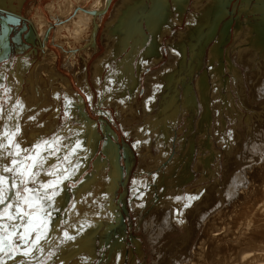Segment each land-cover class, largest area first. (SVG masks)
<instances>
[{"label": "bare ground", "instance_id": "6f19581e", "mask_svg": "<svg viewBox=\"0 0 264 264\" xmlns=\"http://www.w3.org/2000/svg\"><path fill=\"white\" fill-rule=\"evenodd\" d=\"M83 1L84 0H75L76 5L74 6V4L71 3V0H63V3L59 9L61 11L60 13H62L64 7L70 13L75 12L74 22H71L70 24L76 25L74 35L77 34L79 35L77 39L82 38L80 32L83 30L79 28L80 25L83 24L85 21H88V23L90 24H96V23L99 24L98 20H96L97 19L96 17L95 20L93 19L95 14L98 13L100 14L102 12L100 15L103 16V13L106 11L108 5L112 2L111 1L110 3H108V0L107 2L106 0H100L98 1L99 4L97 5V7L93 8L92 6H90V8L92 7V9L95 10L92 11L90 8L84 9L80 6ZM160 1L163 5L166 6L167 3L166 0H160ZM219 1L220 0H218V2ZM249 1L250 0H248V3ZM255 1L256 2L253 5V7L256 10V12L258 11L260 14L258 21H256L254 25L257 27L256 29H254L253 26L250 28L249 32L245 33V36L248 38L249 41L252 39L251 38L252 34H254L253 42L250 41V45L247 48H243L240 51L238 49L239 53L237 58H239L238 60L242 65H245L248 68L252 67L254 68L253 70H255V66H256L254 62L259 63V64L257 63L259 67L258 72L254 71L258 74L259 78L255 82V87H253L252 90H254L253 91L254 93L258 91L256 94H258V96L261 98L262 92H264V36H262L263 35L262 20L264 18V9L260 8L259 6L262 5L260 4L261 0H255ZM125 2H126L125 6L128 8H130V6L133 4V1L131 0H121L120 3L117 4V6H120V8L122 9ZM187 2L188 0H172V7L174 8V10L177 11L178 14L177 21L176 19L172 20L173 25L179 23V20L182 17ZM199 2L200 0H197L195 4H199ZM135 5L137 6V4ZM103 6L105 7L104 11H103L104 8ZM114 7H116V5H114ZM246 7L248 8L247 5ZM169 8H171L170 5H168V10ZM162 9H165V7H162ZM169 11L167 12L165 11L166 12L165 14L158 15V18L160 19L162 18L163 21L162 23H160L162 24V28H158V27L154 28L156 30L158 29L159 31L162 30L156 36L158 37L159 40H161V37L171 33V27L169 25L171 21H169V23H165L167 19L169 20L171 16ZM145 13L147 14V12ZM51 14L54 18L59 19L57 22H55L57 24L56 26L57 30L55 29L56 35H54V38L56 41H58L59 45L62 47V45H64L67 41L66 38L63 37L65 35L63 36L61 35V29L66 27V25H64L63 20L60 19V17L63 18V14L60 17L57 16V13L56 14L51 13ZM64 15H67L66 21H68V14H64ZM100 15L98 18L99 21L101 20ZM130 15L127 14L126 16L129 17V19L127 18L128 20L132 21L133 15L131 17ZM142 16L144 15L142 14ZM222 16H223L222 13H220L217 20H219L220 17ZM193 17L197 19L195 16ZM111 18H113V16H111ZM135 18H137V15ZM158 18L154 19V16L151 15L150 20L148 18V23H147L148 27L153 29L155 24L152 26L151 23L158 22ZM37 19L38 20H34L30 25L31 29L29 32L28 39L41 50L42 54L44 55L43 59L40 58L42 60L41 61L39 60L33 66V68H32V64L35 61L29 62L28 60H21L20 62L18 61L17 68L13 69V71H9V73H8L10 67L9 64H4L3 67L0 69V86L5 85L6 78L4 77V75L5 73H7V75H5L7 76L8 79L7 89L9 92H11V95H13L12 97L9 98L10 103L12 104L14 102L13 99L16 98L18 94L21 95L19 99L20 101L18 103L19 114L15 116L14 115L15 113H12L9 107L3 108L1 111L3 119L0 122V174L6 177L8 180V184L4 186V190H5L4 192L6 197H8V199L5 200V203L3 205H0V212L2 211V209H4L7 206V204L10 203L13 205V207L9 210V212L10 214H14V215L16 214V206L19 205V207L22 208L23 201L21 200V198L20 199L18 198L16 193V188H12L11 184L13 181H15L16 183L18 181L20 182L23 179L21 175V173L23 172L21 171L17 176V179H15L16 176L15 178H10L9 172H3V169L5 167L12 168L13 160L18 161L21 159V157L26 156L25 155L27 154L25 153L27 150L26 141L30 142L31 144L30 148H32V150H29L28 154H29V158L31 157L35 159V165L33 167L34 169L37 168L40 169L43 167L45 168L52 163L54 159L50 156L51 154L48 149L52 146L53 147L55 146L54 145L55 140H49V141L47 140L46 141L47 143L42 145L41 139L44 136H46L51 129L57 127L60 122L59 120L62 111L61 107L63 105L62 101L60 100L61 94L65 95L66 98L64 103L65 106L63 105V108H65L64 111L68 116L67 121H69V123L65 125V128L61 130V134L64 135L71 134V135L69 136L68 139L61 141L60 145L56 143L57 146H59L58 147L60 150L59 152L63 155V159H62L63 164L62 165L60 164L57 167V171L56 173H54L53 175L54 179L52 181L56 185V189L62 190L63 192L55 200L52 201L50 200L49 202L47 201L48 202L47 204L49 206L54 207L55 210L57 209L61 210L62 208L68 205L69 184L72 182L75 183L76 181H79V179L82 178V176L86 173V171L90 169L91 161L95 157L96 152L99 150L100 142H101V138L100 135L98 134L97 131L98 129L96 124L92 121L89 122V120L87 122L85 118L87 114L83 110L84 104L82 102V99H80L81 97L78 96V94L75 92L70 81L66 77L63 78L62 75L60 76V74L55 69L54 55L51 52L48 53L47 50L48 47L46 48L47 41L49 39L48 36L49 34L51 35L50 30L49 28L43 29L44 25H41L42 18L38 14H37ZM189 21L186 26V29L190 27L191 30L202 29L203 26L201 25L205 22L204 19L199 24L195 20L191 22ZM43 23L45 24V22ZM38 24H40L42 27H40L41 34L39 40L36 42L35 36L37 33V29L39 28ZM107 27H109V24ZM132 28L130 30H132L133 32ZM72 29L74 28L72 27ZM121 29H119L120 32ZM127 29L128 28L126 27L125 30ZM127 32H129V30ZM127 32L125 31L123 35L127 36L128 35V34L126 35ZM122 33L123 32H121L120 34L122 35ZM107 34L106 36H104L103 39L101 38L102 39L101 42L103 46L106 48V53L105 56L102 57V60L98 59L92 65L91 74H90L92 77L91 82L92 85L98 91V97H99L97 103L98 106H103V107L113 106V108H115V111L118 113V115L120 114L122 115L120 120L122 119L126 120L125 119L126 117L128 118L129 121L141 120L143 122L141 126H138L139 129H141V131L137 130L140 132L136 131L137 134L132 136L133 138H135V142L137 143L136 145L137 146L138 144L140 145V150L138 149V153H140L139 155L141 156L142 160H145L146 158L151 159L150 160L151 166H149L150 169H145L146 166H144L142 167V170L145 172H150V170L152 171L155 170L156 172V174H154V176L156 177L154 179V182H156L155 183L156 188H154L152 192H150V196L147 199V201L150 204H148L147 207L148 208L147 216H146L147 219L144 225L146 232L145 234L148 240L147 243H149L151 247L150 251L153 257L152 264H264V108L262 107L255 108L256 117L259 118L257 119L255 117V119L256 121L258 122L260 121L259 123H261V126L258 127V129L261 128L259 129V135L261 136L260 140L257 143H254L255 145L251 144L250 146L248 144V145H244L243 148L241 147L240 149H236V148L228 149L230 153L232 152L231 154H235V157L232 158L231 156H227V158L224 161V165H225L224 175L225 177L226 176L232 177L231 179L229 178V180L225 178L226 180L224 181L223 184L225 186V187L223 186L224 187L223 194L225 196L226 203L225 204L222 203L223 204L222 205L221 203L216 202L217 200H213V199H212L213 201L209 203L211 201L210 197L212 198L214 195V193H212L211 191L216 192V190L218 189L214 190L213 189L214 187L211 190L207 189L208 192L205 193L206 194L205 198L206 197L208 198L207 199L209 201L208 202L202 196L204 195V192H202L201 190L203 189L200 188H201V183L204 182V180H206L207 178L210 179L212 177H215L217 175V172L219 173V170L218 171L216 170L218 167L214 165L215 163L212 162L213 157L214 156L216 157V152L213 151V149L211 148L212 146L211 142L208 139L207 141V140H203L202 138L199 141H194L193 137L188 136L189 138L187 139L186 135H184V137L176 141L179 144L176 155L172 157V160L169 161L168 164H166V162L169 160V157L171 155V149L174 142L173 139L174 135L169 137L166 136V132H168V125H166L168 123L166 121L167 117L165 119L162 117V120L160 118V120L158 119V121H154V120L150 121V119L145 120L146 117L142 118L143 115L142 116L139 115V112L142 110H137L136 107V100L139 94L136 80H135L136 85H132L133 89L131 90L130 93L131 97L129 98L126 95L127 93L125 94L124 92L125 90H127L128 87H130L128 85L129 79L130 80L133 79L132 73L134 67L132 64L131 66L129 65V62H132L134 60V57L132 56L133 54L130 53V56L126 58V61L124 62L122 68H121V64L118 63V66H120L119 69L118 68H116L117 70H113L114 68L111 69L108 75L105 77V79L103 81L100 80L102 75L101 72L102 67L106 65L105 63L107 62V60H110L112 58L115 59L118 53L125 48V47L122 48V46H125V44L123 43L124 45H122L121 48L119 47L120 50L119 51L116 50L115 46L117 45V42L111 39L108 40ZM68 35L70 37L69 33ZM102 35H104V33ZM185 36L183 35L184 38H186ZM17 37L18 36H15V38ZM93 38L94 37H91L92 40L91 46L88 44L83 45L84 47L86 46L85 49H87V51L89 52L88 54L87 51H85L82 47L79 48V52H81L80 53L81 57L82 55L86 54L87 58H89L92 55L91 53H93V51L96 50V44H95L96 41L94 40L93 43ZM63 39H65L64 42H62ZM77 42H81V41H77ZM169 42H170L169 43L170 44L169 49H170L171 46L172 47L174 46V44H172V41ZM15 43L17 44L21 43L19 37L18 39H16ZM136 45L137 43H134L130 46L133 47V50H136ZM241 47L243 46H240V48ZM137 48L139 47L137 46ZM24 49L25 46H20V48H18V50H24ZM217 49H214L213 53L216 54ZM74 52L75 49H70L69 52L66 53L67 56H65V58L67 57V59H72L74 56ZM213 53L210 54L212 61L217 59L214 58L215 56H213ZM173 55L169 56L171 59H173L172 60L173 62L171 63L170 60L169 63L171 64L166 63L169 66L172 65L173 67L172 70H170L168 66H166L167 68L164 67L165 66L164 65L162 66V68L164 67L163 69L158 70V73L156 72L157 73L156 76L150 78L148 77L147 79H145L146 81L144 82L147 90V95H149L150 97L156 95V91L158 90L159 87H161L162 85L161 75L169 71L175 72L174 69L179 64L178 62L179 55L178 57ZM159 59L160 58H158L157 56H155L154 58H147V59L141 58L137 67L138 74L140 75V73L145 67L148 66L151 67L158 64ZM259 59L261 60L259 61ZM84 64H85V60L83 61L81 68L76 69L74 67L75 65L73 66V64H70L66 61V67L72 72V76H74L77 85L81 88L83 93L87 94V99L88 96L89 99H92V95H91L92 91L90 92L89 90V84H88L87 76L85 74ZM111 64L112 62L109 65ZM125 67L128 68L126 73L123 71ZM214 72H216V74H214L216 75V77L217 76L220 77L218 69L214 68ZM234 74H236V71ZM45 79L47 83H45ZM200 80L197 81L196 87L197 90L199 91L200 98H202L201 101L203 102L205 112H207L206 115H208L210 110H209V105H207V100L205 99L207 87L206 85L204 87L201 83L202 80L201 82ZM213 81L216 84L218 90V87L221 84L219 82V78H213ZM124 83L126 85H124L123 87L122 84ZM259 97H256V99ZM191 98H192V102L185 105L184 110H182L183 112L186 111L185 109L186 106L190 107V109L187 108V111H192L195 109L196 104L194 105V99L193 97ZM262 99H263L262 103H264L263 96ZM143 104L146 105L145 101ZM247 104L250 105L248 102ZM139 105L138 108L140 107ZM253 107L254 106H252V108ZM49 112H50L49 116L45 119L44 116ZM215 113H219V112L215 111ZM106 115L112 119L110 113ZM218 118H220V116ZM74 120L75 121L79 120L81 126L73 127L71 125V121ZM206 127L208 128V126ZM170 129L172 128L170 127ZM102 130L105 136L110 135L109 134L110 130L107 126H102ZM201 130L202 127L199 131L200 134L202 135L203 131ZM29 131H30L29 137L26 138V134ZM107 139L108 140L104 142L103 152L107 157V164L109 168L108 174H106L107 172L106 164L100 159L97 160L94 163L95 172L90 177L88 176L85 177L78 184L76 188L72 189L74 204L65 213L62 222H61V218L60 219L55 218L53 221H51L48 227L45 228L43 231H41L44 234V236L41 239L39 246L33 245L34 248L32 251L30 250L23 251L21 247L20 248L21 253L26 255V259L23 258V260L21 261L19 260L14 264H41L42 261L43 264L44 263L47 264L46 261H48V264H90L91 261L94 259L96 253L95 252L96 246H98V248L100 249L104 247V244L110 243L109 238H107L108 235L105 231L100 232L99 234L94 233L95 228L100 224L106 223L105 224L106 226L109 222H111V224L109 225V227H111L114 224L113 221H116L115 206L114 203L113 204L111 203V199L105 205L101 204L102 202L107 201L106 199L110 198L113 194L116 193L117 188L119 187V183H121V175H122L121 171H119L121 169L119 166L118 149L116 145L112 142V140H110L109 138ZM219 140L221 139L219 138ZM221 143H223V140ZM225 143L226 141L224 142V144ZM17 145L19 147H17ZM154 145L155 148L158 149L160 153V155L157 158H152L150 155V152ZM16 153H19V155H16ZM124 153H125L124 154L125 159L131 156V152L129 149H127ZM31 161L32 164H34V160L32 159ZM126 164H127L126 170L128 169L129 171L132 165H130L128 162H126ZM212 165H214L213 168L211 167ZM25 173L27 172L25 171ZM196 174H200L201 179L199 178L197 179V181L192 182V179L196 177ZM45 176L46 174H43V178ZM189 182L192 183L186 187L187 183ZM237 182L242 183L241 185L243 188L240 189L235 188L234 184ZM210 186L212 187L213 184ZM44 191L49 193L48 188H45ZM200 192L202 193V195ZM184 196H186L189 200H191L190 202L193 203V205L190 204L191 206L185 207V205H189L186 201L178 203L179 200L182 199ZM204 203L205 205H208L207 206L208 209H206V206H204L205 208L202 207V204ZM216 208L218 211L216 210L217 212L213 213L215 211L214 209ZM209 209L211 210L209 211ZM212 210L214 211L211 213ZM44 216H45L44 214L38 215L37 217L31 219L32 223L30 227L36 229V231L38 232V229L42 226L41 224L43 222L42 220ZM1 220L2 219H0V222ZM117 222L120 223L119 225L117 224L115 228L118 229V232H121L123 230L122 222L121 220L119 221V219L117 220ZM14 224L16 225L15 222ZM9 229L11 232H16L18 230L17 228H13L11 225L9 226ZM180 229H183L185 231V238L182 239L180 238L179 241H175L169 238L171 234L177 232ZM45 233H49L48 236H46ZM65 233H67L68 236L72 237V239H66ZM33 235L35 236V234L32 232V235L30 237H32ZM98 235H99V239L97 238ZM111 235L112 234H110V238ZM1 238L2 239H0V256H5L7 259H9L10 257V244L8 241L9 238L5 235H3ZM60 242L61 244H59ZM59 245L61 246L58 247ZM136 246H138L139 249L137 250L138 255L142 257V251L141 248H139L140 247L139 244ZM123 248H124L123 238L122 236H120V238H118L109 246L108 248L109 250L108 253L105 255V259H102L101 263L98 264H123V261H125V257H126V253L124 252L125 250ZM48 255L50 256L46 260ZM135 260H136L135 258L130 257L129 258L130 264H135ZM7 264L9 263L7 262Z\"/></svg>", "mask_w": 264, "mask_h": 264}, {"label": "rangeland", "instance_id": "374dc122", "mask_svg": "<svg viewBox=\"0 0 264 264\" xmlns=\"http://www.w3.org/2000/svg\"><path fill=\"white\" fill-rule=\"evenodd\" d=\"M98 1H100V0H84L80 6L84 9L85 8L88 9V8H90V6L95 8L99 4ZM120 1L121 0H114V1L108 0V3H110V2L111 3L108 5L106 11L103 13V16L100 15L102 12L100 14L99 13L95 14L93 19L95 20L97 18L96 20H98L99 24H97V23L96 24H90V23H88V21H85L83 23V24L86 23L85 25L81 24L79 27V28H81V30H83L80 32V35H82L81 39H77L79 36L78 34L74 35L76 25L70 24L71 22H74L75 12L70 13L64 7L65 10L63 9L62 13H60L61 11L59 9L63 3V0H22L20 6H18L17 3L13 2V5L17 7V9L15 11L16 12L18 11V15L19 16L21 15V17L24 19L25 26H27L26 29H28V28L31 29L30 25L32 24V22L34 20H38L37 14L40 15V17L42 18L41 19V25H44L43 29L49 28L51 35L49 34V36H48L49 39L47 41L46 48L48 47L47 48L48 53L51 52L54 55L55 69L60 74V76L62 75L63 78L66 77L70 81L75 92L78 94V96L81 97L80 99H82V102L84 104L83 110L88 116V117L86 116L85 118H86L87 122L89 120V122L92 121L96 124L97 129H98L97 130L98 134L100 135V138H101V142H100L99 150L96 152L95 157L91 161L90 169L86 171V173L82 176V178L79 179V181H76L75 183L72 182L69 184V186H68V195H69L68 201H69V203L66 207L62 208L61 210H59V209L55 210L54 207H51L47 204L50 200L39 199L40 197H45L47 195H51L52 192H56L57 195H55L52 198V200H55L63 192L62 190H58L55 187V188H48L49 193H47L44 191L45 188L43 187L45 184H48L50 182L53 183V181H52L54 179L53 175H54V173H56L57 167L60 164L61 165L63 164V162H62L63 161L62 160L63 155L59 152L60 151L58 148L59 146H57L56 143H58V145H60L61 141L68 139L69 136L71 135V134L70 135L61 134V130L64 129L65 125L69 123V121H67L68 116H67L66 112L64 111L65 108H63V105L65 103L66 98H65V95L61 94L60 100L62 101L63 105L61 107L62 111H61V116H60V120H59L60 122H59L57 127H54L53 129H51L49 131V133L42 138L43 140L41 139L42 145H44L47 140L48 141L49 140H55V142H54L55 146L54 147L52 146L48 149L50 154H51L50 156L54 160L52 161V163L48 167H45V168L43 167L40 169L37 168L38 169L37 170V169H34L33 168L34 166H33L29 169L28 166L33 165V164L31 161L32 159L29 158L28 151L32 150V148H30V146H31L30 142L26 141L27 150L25 153H27V154H25L26 156L21 157V159L17 161V164L15 166L12 165L13 171L9 172V177L15 178V176H16L15 179H17V176L19 175V173L21 171L23 173H25V171L26 172L30 171L32 174L31 176H28V175H26L27 173H25V175L22 176V178L24 180L27 179V182H29V183L21 184L19 181L16 183L17 184L16 193L19 194L18 198L19 199L21 198V200L23 201L22 202V208H21L22 211L29 212V213L33 214L30 217V219H33L34 217H37L38 215H43V214L45 215L43 217V220H42L43 221L41 224L42 226L38 229V232L33 231V233L36 236L38 233H42L41 231H43L45 228H47L48 225L51 223V221H53L55 218H58V219L61 218V222H62V219H63L65 213L74 204V200H73L74 197L72 195V189L76 188L78 186V184L85 177H87V176L90 177L95 172L94 171V163L97 160L100 159L101 161H103L106 164V170H107L106 174H108L109 168H108V164H107V157L105 156V154L103 152V146H104V142H106L108 140L107 138H109L110 140H112V142L116 145V147L118 149L119 166L121 169L119 171H121L122 175H121V183H119V187L117 188L116 193L113 194L110 198L106 199L107 201L102 202L101 204L105 205L111 199V203L112 204L114 203V206H115L116 221H113L114 224H113V226H111L112 228L109 227L111 222H109L106 226H105L106 223L100 224L99 226H100L101 230L99 229V226H97L95 228L94 233H97V234L105 231L108 235L107 238H109L110 243L108 242L109 244H107V243L104 244V247L100 248V249L98 248V246H96V250H95L96 253H95L94 259L91 261L90 264L101 263L102 259H105V255L108 253L109 246L114 241H116L118 238H120V236H122V238H123V247H124L123 249L125 250L124 252L126 253L125 261H123V264H130V262H129L130 257H133L136 259L135 264H152L153 263V257H152V253L150 251L151 247H150L149 243H147L148 240H147V236L145 234L146 232H145L144 225H145L146 219H147V217H146L147 216V209H148L147 207H148V204H150L147 201V199L150 196V192H152V190L154 188H156V184H155L156 182H154V179L156 178L154 176V174H156V172H155V170H153V171L150 170V172H145L142 170V167H144V166H146L145 169H150L149 166H151L150 165L151 159L146 158L145 160H142L141 156L139 155L140 153H138V149L140 150V145L138 144V146H137L136 145L137 143L135 142V138H133V136L135 134H137V132L141 131V129H139L138 126H141L143 124V122L141 120H134V121L130 120L129 121L128 118H126L125 116L124 117L126 120L122 119L123 120L122 121V120H120L122 115L121 114L118 115V113L115 111V108H113V106L112 107L111 106L103 107V106H98V104H97L98 100H99L98 91L92 85V82H91L92 77L90 74H91L92 65L98 59L102 60V57L105 56L106 48L103 46L101 41L104 38V36H106V34L109 32L107 34V39L108 40L111 39V40L117 42L115 49L119 51L120 50L119 47L121 48V46L124 44H125V46H122V48H124V47L125 48L122 49L118 53V55L115 57V59L112 58L110 60H107V62L105 63L106 65L102 67V70H101L102 75H101L100 80L103 81L111 69H113V68H114L113 70H117L116 68L119 69L120 66H118V63L121 64V68H122V66L124 65V62L126 61V58L128 56H130V53H132L134 60L132 62H129V65L131 66V64H132L134 67L133 68L134 70L132 73L133 79L132 80L129 79L128 85L130 87H128L129 89L127 88V90L124 91L125 94L127 93L126 95L129 98L131 97L130 93H131V90L133 89L132 85H136L135 84V80H136L137 85H138V90H139L138 91L139 94H138V97L136 100V107H137V110H142L139 112V115L140 116L143 115L142 118L146 117L145 120L150 119V121L151 120L158 121V119L160 120V118L162 120V117L164 119L167 117L166 121L168 123L166 122L167 123L166 125H168V132H166V136L169 137V136L174 135V138H173L174 142H173L172 149H171V155L169 157V160L166 162V164H168V162L172 160V157H174L176 155L178 147H179V144L176 141L181 139L182 137H184V135H186L187 139L189 137H193L194 141H199L202 138L203 140L208 139L211 142V145H212L211 148L213 149V151L216 152V157L215 156L213 157L212 162L215 163L214 165H216L219 168V169L218 168L216 169L217 171L219 170V173L217 172V175L215 177H212L210 179L207 178L206 180H204V182L201 183L200 189H203L201 191L204 192V195H202L201 192L200 193L204 197V199L207 200L208 198L207 197L205 198V195H206L205 193L214 187L213 188L214 190H216V189H218V190H216V192L211 191L212 193H214L215 196L213 195L212 198L210 197V200H211L210 202L208 200L207 201L209 203H211L213 200H217L216 202L221 203V204L222 203L225 204L226 199H225V196L223 194V188L225 186L223 184H224V181L226 179L229 180V178L231 179L232 177H227V176L225 177V175H224L225 174V172H224L225 171L224 161L227 158V156H231L232 158L235 157V154H231L232 152L230 153L228 149H232V148L240 149L241 147L243 148L244 145H248V144L250 146H251V144L255 145L254 143H257L261 138V136L259 135V129H261V128L258 129V127L261 126V123H259L260 121L258 122L255 119V117H256L255 108H257V107L264 108V103H262V101H263L262 96L264 97V94H263L264 92H262V96L260 93V96H261V98H260L258 96V94H256L258 91H256V93H254L253 92L254 90H252V88L255 87V82L259 78L258 74L256 72H254V71L258 72V70H259V67L257 65L258 62H254L256 64V66H255V70H253L254 68H252V67L248 68L247 66L242 65L238 60L239 58H237L239 51L243 48H247L250 45V41L253 42L254 34H252V36L250 35L252 39L249 41L248 38L245 36V33L249 32L250 28L255 25L256 21H258V18L260 17V14L258 11L256 12V10L253 7V5L256 2L255 0H250L249 3H248V0H220L219 2H218V0H200L199 4H195V2H197V0H188L187 4L185 6L184 12L182 14V17L179 20V23L173 25L172 20L176 19V21H177L178 14H177V11L174 10V8L172 7V0H166L167 1L166 6L163 5L160 0H140L142 3L139 0L138 1L137 0H131V1H133V4L130 6V8L125 6V4H126V2H125L122 9L120 8V6H117V4L120 3ZM106 2H107V0H106ZM134 2H136V3H134ZM233 2H235V7H234L233 12L231 13L229 11V9L231 8V5ZM4 3H5L4 0H2V2L0 0V5H1L0 8H2L4 6ZM71 3L74 4V6L76 5L75 0H71ZM135 4H137V6ZM167 4L171 6V8H169L170 11L168 10ZM245 4L248 6V8L246 7ZM260 4H262V5H259L260 8L264 9V0H261ZM114 5H116V7H114ZM92 7L90 9L93 11L94 9H92ZM162 7H165V9H162ZM166 7H167V9H166ZM196 7H197V9H196ZM104 9H105V7L103 8V11H104ZM50 11H52V12H50ZM165 11L166 12L169 11V13L171 15L170 16L171 19L169 18V20L167 19V21L165 19V21H166L165 23H169V21H171V23L169 24L171 27V33L167 34L166 36L161 37V40H159L158 37H156V36L162 30L159 31L158 29L156 30L154 28L155 27L162 28V24H160V23H162L163 21H162V18L161 19L158 18V15L165 14L166 13ZM141 12H143V13H141ZM145 12H147L148 16ZM51 13H53V14L57 13V16H59V17L62 16V14H63V18L60 17V19L63 20L64 25H66V27L61 29V35L62 36L65 35L63 37L66 38L67 41L64 45H62V47L59 45L58 41H56L54 38V35H56V30H57V28H56L57 24L55 22H57L59 19L54 18ZM220 13H222L223 16L220 17L219 20H217ZM64 14H68V21H66L67 15H64ZM127 14L133 15V16L130 15V17L132 16V21L128 20L129 17L126 16ZM142 14L144 16H142ZM99 15L101 17L100 21L98 19ZM136 15H137V18H135ZM151 15L154 16V19L158 18V22L151 23L152 26L155 24L153 29L149 28L147 25L148 18L150 20ZM230 15H231V20H230L229 24H227L226 19H228V17H230ZM111 16H113V18H111ZM173 16H175V17H173ZM193 16H195L197 19H195ZM52 17H53V19H52ZM117 17H118V19H117ZM187 19H189V20L192 19L191 21L195 20L196 22H198V24L201 23L203 21V19L205 20V22L201 25V26H203L202 29L191 30L190 27L186 29V26H187L188 21H189ZM121 20L124 22H122ZM191 21H189V22H191ZM43 22H45V24ZM262 23H263L262 24V30H263L262 36H264V18L262 20ZM108 24H109V27H107ZM39 25L40 24H38L39 28L37 29V33L35 36L36 42L39 40V37L41 34L40 33L41 28L40 27H42V26L41 25L39 26ZM117 25H119V26H117ZM208 25H209V27H208ZM19 26H13V31L9 34V37H12V36L15 37L18 34V37H19L21 43L17 44V43H15V41L13 42V41L9 40V45L11 46L10 55L4 63L0 64V69L3 67L4 64H9L10 67H9L8 73H9V71H13V69L17 68L18 61L19 62L21 60H28L29 62L35 61L32 64V68H33V66L39 60L41 61L44 57L41 50L38 47H36L28 39L29 34L26 35V33H25L26 29L20 31ZM82 26H83V28H82ZM72 27L74 29H72ZM126 27L128 28L127 30H125ZM256 27L257 26H254V29H256ZM67 28L69 31L67 30ZM112 28H114V29H112ZM131 28L133 29V32H132V30H130ZM119 29H121V32H123L122 35L120 34L121 32L119 31ZM65 30H67V31H65ZM124 30L126 32L129 30V32L126 33V35L128 34L127 36L123 35L125 33ZM134 30H135V33H134ZM54 32H55V34H54ZM67 32L70 34V37H69ZM103 33H104V35H102ZM183 35L184 36L186 35L185 36L186 38H184ZM91 37L95 38V39L93 38V43L95 40L96 41V43H95L96 44V50H94L93 53H91L92 55L89 58H87L86 54L82 55V57H81L80 56L81 52H79V48L82 47L85 51H87V49H85L86 46L84 47L83 45L88 44L91 46V44H92ZM137 38H139L140 40ZM64 41H65V39L62 40V42H64ZM73 41H74V43H73ZM77 41H81V42H77ZM169 41H172V44H174V46L173 47L171 46L170 49H169V47H170ZM68 42H69V44L71 42V44L69 45ZM126 42H127V44H126ZM133 42L137 43L136 50H133V47L130 46V45L134 44ZM141 43L143 44V46ZM138 44H140V45H138ZM78 45H79V47H78ZM20 46H25V49L24 50H18V48H20ZM72 46H74V47H72ZM137 46L139 48H137ZM240 46H243V47L240 48ZM70 49H75L74 56H73L74 59L73 58L67 59V57L65 58V56H67L66 53H68ZM93 49H94V47H93ZM214 49H217L216 54L213 53ZM238 49H239V51H238ZM178 50H180V51H178ZM159 51H160V53H159ZM168 51H170L171 53ZM88 53L89 52L87 51V54ZM212 53H213V56H215L214 58H217L214 61H212L211 57H210V54H212ZM173 54L177 57L179 55V58H178L179 64L176 66V68L174 67L175 72L169 71L167 73L165 72V74H162L161 75V80H162L161 87H159L158 90L156 91V95L150 97L149 95H147V90H146V86H145V82H144V81H146L145 79H147L148 77L150 78V77L156 76V74L158 73V70H161L166 66H168L169 69L172 70V68H173L172 65L169 66L167 64H171L173 62L172 61L173 59H171L169 57ZM155 56L160 58L158 64H156L155 66H151V67L150 66L145 67L139 75L137 67H138L140 59L141 58H146V59L147 58H154ZM80 57H81V60H80ZM40 58H42V59H40ZM84 60H85L84 70H85V74L87 76V80H88V84H89V90H90V92L92 91V93H91L92 99H89V96H88L89 100L87 99V94L83 93L81 88L75 82L74 76H72V72L66 67V61H67L68 63L73 64V66L75 65L74 67L76 69L81 68ZM260 60L261 59H259V61ZM169 61L171 63H169ZM111 62H112V64L109 65ZM55 63H56V65H55ZM62 65H64V66H62ZM162 66H164V67L162 68ZM62 67H64V68H62ZM214 68L218 69L220 77L219 76L216 77V75H214V74H216V72H214ZM181 69L182 70L184 69V70L182 71ZM127 70H128V68L125 67L123 71L126 73ZM235 71H236V74H234ZM115 73H116V71H115ZM5 75H7V73H5ZM5 75H4V77L6 78L5 85L0 86V122L3 119L2 114H1V111L3 108L9 107L10 110L12 111V113H15L14 114L15 116H17L19 114L18 113L19 112L18 103L20 101L19 99L21 96L18 94L17 97L13 99L14 102L12 101L13 103L12 104L10 103L9 98L12 97L13 95H11V92H9L7 89V87H8L7 86L8 85L7 80L8 79H7V76H5ZM201 77H203V78H201ZM213 78H219V82L221 84L218 87V90H217L216 84L213 81ZM200 79L202 80V82ZM172 80H173V82H172ZM198 80H200V82L202 83V85L204 87H205V85L207 87L205 99L207 100V105H209V110H210L208 115H206L207 112H205V110H204L203 102L201 101L202 98H200L199 91L197 90V87H196ZM253 80H255V81H253ZM45 83H47L46 79H45ZM124 85H126V84L125 83L122 84L123 87H124ZM250 85H252V86H250ZM119 86H121V85H119ZM255 96L259 97V98L256 99ZM191 97H193V99H194V105L196 104L195 109H194L195 111L194 110L187 111V108L190 109V107L186 106V108H185L186 111L183 112L182 110H184L185 105L192 102ZM249 98H250V100H249ZM144 101H145L146 105L143 104ZM247 102L250 105H248ZM261 103L263 106L261 105ZM174 104H175V107H174ZM138 105L140 106L139 108H138ZM167 105H168V107H167ZM144 106H145V108H144ZM252 106H254V107L252 108ZM119 111H120V109H119ZM215 111L219 112V113H215ZM143 112H145V113H143ZM108 113H110L112 119L106 115ZM168 113H169V116H168ZM49 114H50V112L48 114H46L44 116V118L46 119L49 116ZM173 114H174V117H173ZM215 114H217L218 116ZM219 116H220V118H218ZM257 119H259V118H257ZM128 124H130V125H128ZM188 124H189V126H188ZM71 125L73 127H80L81 126V124L79 123V120L78 121L77 120L71 121ZM102 126H107L109 128V130H110L109 134L111 136L110 135L105 136V134L103 133V130H102ZM206 126H208V128ZM170 127L172 129H170ZM201 127H202L201 131H203V134H202L203 137L199 132ZM137 130H140V131H137ZM30 131L26 134V138L29 137ZM247 135H249V136H247ZM219 138L221 140H219ZM226 138H228V139H226ZM236 138H238V139H236ZM222 140H223V143H221ZM234 140H235V142H234ZM225 141H226V143L224 144ZM127 149L130 150L131 156H129L125 159V155H124L125 153L124 152ZM196 153H197V151H196ZM150 155L152 158H157L160 155L158 149L155 148V145L152 147ZM126 162H128L130 165H132L131 169L129 171H128V169L126 170V168H127ZM214 165H212L211 167L213 168ZM43 174H46V176L44 177L45 179L43 178ZM200 176H201L200 174H196V177H194V179H192V182L197 181V179H199ZM223 178H224V180H223ZM29 179H30V181H29ZM49 180H51V181H49ZM192 182L187 183L186 187L189 186ZM212 184H213V186L211 187L210 185H212ZM241 184L242 183L237 182L234 184V187L238 188V189L243 188ZM25 188L32 189V191L26 192V191H24ZM40 190H41V192H40ZM183 201H186L189 204L188 206L193 205V203L190 202L191 200H189L186 196H184L182 199H180L178 203H181ZM135 203H136V205H135ZM187 203H185V204H187ZM138 204H140V205H138ZM122 206H124L126 208L127 216L125 215V213L122 209ZM204 206H206V209H208L207 208L208 205H205V203H204V204H202V207L205 208ZM41 208L43 209L42 211L39 210ZM210 210L211 209H209V211ZM214 210H212L211 213L213 211H214L213 213L218 211L217 208ZM2 212H3V209L0 213H2ZM11 215H14V214H11ZM118 219H119V221L122 219L121 222H122L123 230L121 232H118V229L115 228V226H117V224L119 225V223H120V222L119 223L117 222ZM28 220H29V217H24L23 220L15 219V220H11V221L5 217L1 220V222H0L1 223L0 239H2L1 237L3 235H5L9 238L8 241L10 244V257H9V259H7L5 256H0V264H7V262L9 264H14L15 262H18L19 260L20 261L23 260V258L26 259V255L21 253V249L23 251H29V250L32 251L33 250L34 246H33L31 241H32V239L35 238L34 235H33L34 238H33V236L32 237L27 236L26 240L29 241V242H27L26 240L23 241V240L19 239L18 235L13 236L12 235L13 232H11L9 229V226L14 225V222H15L16 225H20V227L17 228L18 230L16 231V233H18V234H19V232L25 233V228L23 227V225ZM107 227H108V229H107ZM110 228H111V230H110ZM48 234L49 233H45L46 236H48ZM110 234H112L111 238H110ZM171 235L174 237H172ZM171 235L169 236V238H171L172 240H175V241H179L180 238L181 239L185 238V231L183 229H180ZM97 238L99 239V235L97 236ZM107 238H106V240H107ZM13 241H14V243H13ZM137 243L140 246L139 248H141L142 257H140L138 255L137 250H139V249H138V246H136V245H138ZM59 244H61V242ZM60 246L61 245H59L58 247H60ZM49 256L50 255L47 256L46 260L49 258ZM46 262L48 264V261H46ZM41 264H43V261ZM44 264H46V263H44Z\"/></svg>", "mask_w": 264, "mask_h": 264}, {"label": "snow or ice", "instance_id": "6c2138e0", "mask_svg": "<svg viewBox=\"0 0 264 264\" xmlns=\"http://www.w3.org/2000/svg\"><path fill=\"white\" fill-rule=\"evenodd\" d=\"M45 143H47V142H45ZM17 147H19V146L17 145ZM16 155H19V153H16ZM30 158H31V157H30ZM31 159L34 160V164H33V165H29V166H28L29 169L35 165V159H34V158H31ZM12 164L15 166V165L17 164V161L13 160V161H12ZM12 171H13V168L5 167V168L3 169V172H12ZM21 175L23 176V175H25V173H21ZM27 175H28V176H31L32 174H31V172L29 171V172H27ZM20 183H21V184H26V183H27V180L22 179V180L20 181ZM7 184H8V180H7V178L4 177V176H2V175H0V205H3V204L5 203V200L8 199V197H6L5 192H4V186L7 185ZM11 187H12V188H16V187H17V184H16L15 181L12 182ZM43 187H44V188H55L56 185H55L54 183H48V184H45ZM24 191H26V192H30V191H32V189L25 188ZM18 195H19V194L17 193V196H18ZM55 195H57V193H56V192H52L51 195H47V196H45V197H40L39 199H41V200H43V199L52 200V198H53ZM178 199H179V198H178ZM187 206H188V205H185V207H187ZM12 207H13L12 204H10V203L7 204V206L3 209V212L0 213V219H3V218L6 217V218L9 219V220H15V219L23 220L24 217H29V220L26 221V222L24 223V225H23V227L25 228V233H19V234L16 233V232H13V233H12L13 236H17V235H18V236H19V239H21V240H26V239H27V236H31V235H32V232H33V231H36V229L30 227V226H31V223H32L30 217H31L33 214H32V213H29V212H24V211H22L21 208L19 207V205H17V206H16V215L14 216V215H11V214L9 213V210H10ZM39 210L42 211L43 209L41 208V209H39ZM12 227H13V228H18V227H20V225H15V224H14V225H12ZM43 236H44L43 233H38V234L35 236V238L32 239V241H31L32 244H33L34 246H39L40 241H41V239L43 238ZM65 238H66V239H72V237L68 236L67 233H65ZM26 254H27V253H26Z\"/></svg>", "mask_w": 264, "mask_h": 264}, {"label": "water", "instance_id": "95a60500", "mask_svg": "<svg viewBox=\"0 0 264 264\" xmlns=\"http://www.w3.org/2000/svg\"><path fill=\"white\" fill-rule=\"evenodd\" d=\"M234 7H235V2L232 3L230 8L231 10L229 9L231 13L233 12ZM230 20H231V15L227 19V24H229ZM20 21H21L20 16L0 11V64L4 63L10 55L11 46L9 45V40L14 42L16 41V39H18V37L15 38L14 36L9 37V34L13 31V26H18L20 24ZM25 28H26L25 24L22 23V27L20 31L25 30ZM122 209L125 215L127 216L126 208L122 206Z\"/></svg>", "mask_w": 264, "mask_h": 264}, {"label": "flooded vegetation", "instance_id": "af4514ba", "mask_svg": "<svg viewBox=\"0 0 264 264\" xmlns=\"http://www.w3.org/2000/svg\"><path fill=\"white\" fill-rule=\"evenodd\" d=\"M4 2H5V3H4V6H3L2 8H0V10H1L2 12H4V11L7 12V13H10V12H11L10 14L13 13V14H15V15H18V12L15 11L17 7L13 5V2L17 3L18 6H20L22 0H18V2H17V0H14V1H13V0H4ZM6 4H7V5H6ZM9 11H10V12H9ZM18 16H19V15H18ZM20 17H21V15H20ZM226 20H227V19H226ZM22 23H24V19L21 17V21H20V24H19L20 26L18 25V26L20 27V29H21V27H22ZM24 24H25V23H24ZM25 27H27V26H25ZM20 29H19V30H20ZM25 29H26V28H25ZM25 31H26V32H25L26 35H28V34H29V31H30V28L26 29Z\"/></svg>", "mask_w": 264, "mask_h": 264}]
</instances>
